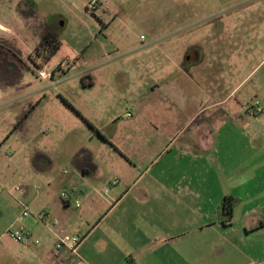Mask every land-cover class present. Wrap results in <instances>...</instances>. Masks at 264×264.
<instances>
[{
    "label": "rangeland",
    "instance_id": "rangeland-1",
    "mask_svg": "<svg viewBox=\"0 0 264 264\" xmlns=\"http://www.w3.org/2000/svg\"><path fill=\"white\" fill-rule=\"evenodd\" d=\"M19 1L0 0V19L10 28L6 37L21 48L23 59L30 66L19 85L0 90V184L9 203L7 213L0 218V247L12 250L20 245L10 241L6 234L19 227L30 233L32 241L38 239L35 219L42 215L40 208L48 211L60 205L58 194L68 192L69 186L64 182L68 175L63 171L73 173L69 158L79 148H92L96 142H90L93 134L77 113L88 117L103 136H108L112 119L125 121L128 115L136 113L137 109H132L136 96L146 98L151 84L163 82L166 76L171 81L178 77L176 63L190 69L192 75L201 70L189 65L196 58H203L206 65L202 70L210 79L211 102L230 100L255 105L264 101L262 93L255 92L253 81L239 88L231 99L227 98L229 88L240 82L244 69L247 71L251 64L241 67L238 54L233 56V49L238 53L235 33L244 14V8L240 7L246 0H99L93 14L85 11L89 0H23L30 2L39 17L60 36V48L50 60L43 63L35 60L39 66L42 64L40 67L32 61L38 40L14 11ZM253 17L248 13L247 20ZM225 36L231 39L226 40ZM225 42L229 50L233 47L228 63L223 56ZM190 55L188 63L184 58ZM39 73L50 77L41 79ZM200 80L203 85L202 76ZM188 83L192 84L189 80ZM224 108L222 105L214 112L221 114ZM202 119L201 116L198 121ZM215 130L220 154L235 148V142L224 137L238 131L224 129L218 122ZM104 148L112 151L109 143ZM35 149L46 151L52 163L37 159L36 170L32 169L30 157ZM253 150L256 148L247 150L249 165L262 160L252 155ZM229 161L230 165H236L235 158ZM107 169L101 164L96 175L98 182L102 178L106 181L101 195L104 189H110L107 181H113L114 177ZM259 175L250 170L246 173L243 187L247 192L240 196L231 227L216 225L201 232H264V186L251 180ZM230 177L232 190L238 189L234 186L236 174L231 173ZM16 187L23 188L24 193L16 192ZM232 198L236 205L237 197ZM78 202L76 213L82 217L81 226L67 234L85 229L91 232L96 221L103 217L94 216L95 209L88 203ZM24 209L29 217L21 216ZM189 222L184 221V228L177 232H195ZM106 226L100 225L95 232H107Z\"/></svg>",
    "mask_w": 264,
    "mask_h": 264
},
{
    "label": "crops",
    "instance_id": "crops-1",
    "mask_svg": "<svg viewBox=\"0 0 264 264\" xmlns=\"http://www.w3.org/2000/svg\"><path fill=\"white\" fill-rule=\"evenodd\" d=\"M241 6L244 14L235 33L238 53L233 47L229 50L225 42L224 62L228 63L233 49L241 67L251 64L247 71L244 69L240 82L229 88L227 98L231 99L251 81L255 92L264 97V0H246ZM248 13L254 16L250 21ZM190 57L185 61L189 63ZM175 65L178 77L171 81L166 76L163 82L151 84L146 98L136 96L132 107L136 113L125 121L112 119L108 136H103L88 117L77 113L93 134L90 142H96L92 148H79L69 158L73 173L63 174L68 175L64 182L69 186L70 197L60 200V205L48 207V211L40 208L42 215L35 219L39 226L35 240L39 244H16L18 247L12 250L0 247V264H264V232H201L216 225L232 226L240 196L246 191L243 184L248 170L260 174L251 180L264 186V101L255 105L230 100L211 102L210 79L202 70L206 66L203 58L189 64L201 69L193 75L190 69ZM200 74L203 85L199 84ZM222 105L225 108L221 114L214 112ZM256 105L263 111L252 114L250 110ZM201 116L203 119L198 121ZM217 122L224 129L239 132L225 135V140L235 142V148L222 154L217 146ZM106 143L113 152L105 150ZM249 147L256 148L252 155L261 161L247 164ZM80 149L92 156L96 163L94 172L81 173L71 165ZM42 152L47 156L42 160L51 164L46 151ZM221 157L225 160H219ZM232 158L236 159L235 166L229 164ZM101 164L117 180L114 185L107 181L110 189H104L102 195L100 190L106 181L102 177L99 182L96 179ZM231 173L236 174L234 186L239 187V196L238 189L232 190L229 184ZM6 195H0V218L9 208ZM234 196L237 203L231 220L222 224L218 209L224 198ZM75 201L88 203L95 209L94 216L103 217L96 221L94 231L68 232L81 237L76 253L56 251L57 237L81 226ZM187 220L195 232H177ZM103 224L107 225V232H95Z\"/></svg>",
    "mask_w": 264,
    "mask_h": 264
},
{
    "label": "trees",
    "instance_id": "trees-1",
    "mask_svg": "<svg viewBox=\"0 0 264 264\" xmlns=\"http://www.w3.org/2000/svg\"><path fill=\"white\" fill-rule=\"evenodd\" d=\"M16 14L24 22L25 28L38 40L33 50L34 60L32 61L35 66L40 67L42 64L39 66L35 60L42 61V63L50 60L60 48V36L36 12L21 10L19 6ZM28 70H30V66L23 59L21 48L17 46L14 40L0 36V89L9 90L19 85L23 81V73ZM33 156L30 159V167L35 170V161L46 158V155L40 150H35ZM71 165L81 173L87 174L96 169V163L85 149H80L73 156ZM235 202V198L232 197H226L222 200L218 209L220 223L227 224L230 222Z\"/></svg>",
    "mask_w": 264,
    "mask_h": 264
},
{
    "label": "built area",
    "instance_id": "built-area-1",
    "mask_svg": "<svg viewBox=\"0 0 264 264\" xmlns=\"http://www.w3.org/2000/svg\"><path fill=\"white\" fill-rule=\"evenodd\" d=\"M99 0H89L88 8L85 10L88 14H93V12L96 9V6L98 5ZM39 77L41 79H47L50 77L49 74L45 73H39ZM252 114H259L263 111V109L259 106H254L251 110ZM116 179H114L111 184H116ZM18 193H24V189L20 187H16L14 189ZM4 191V187L0 184V195ZM106 191V190H105ZM68 192H61L59 198L62 201H66L69 198ZM75 206L79 207V202L75 201ZM21 216L23 217H29V212L27 209H24L21 213ZM9 237V239L17 244H27L28 242L32 241V236L30 233L26 232L22 227H19L17 229L8 230L6 233ZM34 244H39L38 240L33 241ZM81 243V237L78 235H69L67 233L62 234L61 236L57 237V240L55 242L54 248L56 251L66 249L71 253H76L77 247Z\"/></svg>",
    "mask_w": 264,
    "mask_h": 264
},
{
    "label": "flooded vegetation",
    "instance_id": "flooded-vegetation-1",
    "mask_svg": "<svg viewBox=\"0 0 264 264\" xmlns=\"http://www.w3.org/2000/svg\"><path fill=\"white\" fill-rule=\"evenodd\" d=\"M20 6V9L21 10H28V11H33V12H36L35 9L32 7V4L30 2H27V1H23V0H20L14 7V11L16 13V10L17 8ZM17 15V14H16ZM18 17V16H17ZM19 18V17H18ZM23 25H24V22L19 19ZM8 26V25H7Z\"/></svg>",
    "mask_w": 264,
    "mask_h": 264
},
{
    "label": "water",
    "instance_id": "water-1",
    "mask_svg": "<svg viewBox=\"0 0 264 264\" xmlns=\"http://www.w3.org/2000/svg\"><path fill=\"white\" fill-rule=\"evenodd\" d=\"M10 28L0 19V36H8Z\"/></svg>",
    "mask_w": 264,
    "mask_h": 264
}]
</instances>
